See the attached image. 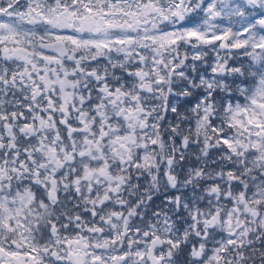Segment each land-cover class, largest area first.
Listing matches in <instances>:
<instances>
[{"label": "snow or ice", "instance_id": "1", "mask_svg": "<svg viewBox=\"0 0 264 264\" xmlns=\"http://www.w3.org/2000/svg\"><path fill=\"white\" fill-rule=\"evenodd\" d=\"M0 264H264V0H0Z\"/></svg>", "mask_w": 264, "mask_h": 264}]
</instances>
